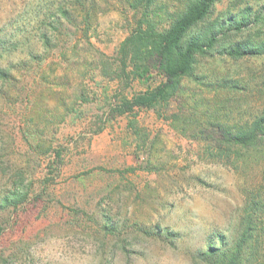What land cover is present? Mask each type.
Listing matches in <instances>:
<instances>
[{
	"label": "rangeland",
	"instance_id": "rangeland-1",
	"mask_svg": "<svg viewBox=\"0 0 264 264\" xmlns=\"http://www.w3.org/2000/svg\"><path fill=\"white\" fill-rule=\"evenodd\" d=\"M187 1L0 0V264H205L243 230L264 264V132L225 141L264 114V0H216L198 29L222 25L218 43L160 114L117 112L160 80L121 43Z\"/></svg>",
	"mask_w": 264,
	"mask_h": 264
},
{
	"label": "trees",
	"instance_id": "trees-1",
	"mask_svg": "<svg viewBox=\"0 0 264 264\" xmlns=\"http://www.w3.org/2000/svg\"><path fill=\"white\" fill-rule=\"evenodd\" d=\"M142 1L149 4L153 0ZM215 2L216 0H188L168 26L160 29L147 17L146 11L141 12L142 19L121 43L122 63L124 66L131 63L134 75L146 79L152 65L159 73L160 80L130 96H121L118 113L132 111L134 108H150L160 114L158 108L166 106L179 91L182 80L193 75L197 59L218 43V33L223 31L222 25L216 26L214 22H209L207 26L198 29V25L208 17ZM255 17H259V12L254 14L253 18ZM244 24V18H241L234 23L230 22L226 29L239 30ZM258 51V46L247 40L242 44L232 45L228 54L239 57ZM261 130L264 132V114L256 117L250 125L238 128L235 133L227 130L225 133L229 134L232 140H225L228 142L226 150L233 146L247 148L260 141L255 139ZM214 141L218 150H225L220 140ZM251 221L253 219H248L249 223ZM250 227L248 224L245 228ZM216 236L220 241V233ZM250 238L247 231L243 230L232 241L231 247L220 248L215 242H209L199 255L205 264H245L254 248L252 242H249Z\"/></svg>",
	"mask_w": 264,
	"mask_h": 264
}]
</instances>
